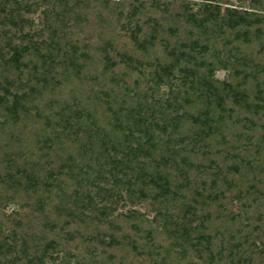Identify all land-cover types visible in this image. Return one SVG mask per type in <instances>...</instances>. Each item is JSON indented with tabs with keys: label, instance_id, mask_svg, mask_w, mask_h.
<instances>
[{
	"label": "trees",
	"instance_id": "16d2710c",
	"mask_svg": "<svg viewBox=\"0 0 264 264\" xmlns=\"http://www.w3.org/2000/svg\"><path fill=\"white\" fill-rule=\"evenodd\" d=\"M198 1L0 0V264H70L86 222L118 246L119 219L149 264H264V0Z\"/></svg>",
	"mask_w": 264,
	"mask_h": 264
},
{
	"label": "rangeland",
	"instance_id": "374dc122",
	"mask_svg": "<svg viewBox=\"0 0 264 264\" xmlns=\"http://www.w3.org/2000/svg\"><path fill=\"white\" fill-rule=\"evenodd\" d=\"M120 1V0H117ZM189 1H195L199 2L198 0H189ZM241 3L238 0H226L223 2L222 7H236L238 9L242 10H249L250 3L248 0H245L242 7H239ZM41 10L37 11L35 14L30 15L29 17L34 21L36 30L41 27ZM92 28L90 29V31ZM111 37H114L117 40V43L122 45L126 44L129 45V38L128 34H126L124 31L121 30L120 25H115L113 28V32L111 34ZM93 41L90 43L91 46H94L97 43V39L93 38ZM214 78L219 81H225L228 77V72L226 70H219L215 72ZM90 77V76H88ZM137 76H133V79H135ZM87 78V76H86ZM168 92L167 87H161L160 92L158 93L159 96H166ZM3 188L0 187V193L2 192ZM259 195V194H257ZM231 195H228V203L231 204L227 205V209L229 211H232L233 213L237 214L239 212V203L234 199L231 198ZM57 200V199H54ZM15 204H10L6 207L5 212L10 216L11 219L18 220L20 218V213L23 214L24 212L16 207ZM260 210V209H259ZM132 211H137L144 220H147L149 224L156 225L155 219H156V210L154 205L149 200L146 201H135L133 204L128 202L127 200H124L123 202L119 203V205L116 208V211L113 213L112 217L118 218L121 215H127V213H130ZM253 216V217H252ZM112 217L109 218V220H114ZM259 215H251L249 216L250 221L252 225L258 222ZM121 218V217H120ZM109 220H107L109 222ZM159 222V221H158ZM260 223V222H259ZM119 226L120 230L116 233L117 239H119L120 245L112 247V248H103L102 245H99V243L95 240V236L98 235V231L101 232L104 237L110 233V226L108 223H102V224H96V226L91 225L89 222H86L84 224H81L79 226V229L76 236L74 237V240L72 243L67 245V250L72 251L71 257L69 258L70 264H149L146 259L137 260L134 257V254H132L130 250V244L134 242L137 244L138 248H140L141 244H139L140 236L142 235L141 232H139L141 235L136 236L134 233L131 232V229L126 223H123L122 219H119ZM234 226H238V224H235ZM160 230V229H158ZM111 234V233H110ZM157 236H160L159 233H157ZM136 237L138 238L136 240ZM161 237V236H160ZM89 240L87 242V239ZM254 240L257 238V235H253ZM132 239V240H131ZM139 242V243H137ZM256 246H259L258 241L255 243ZM257 252V251H256ZM60 257L63 256V253L60 252ZM55 258V257H54ZM172 263V262H171ZM46 264H59L58 261L52 262L51 260L47 262Z\"/></svg>",
	"mask_w": 264,
	"mask_h": 264
}]
</instances>
